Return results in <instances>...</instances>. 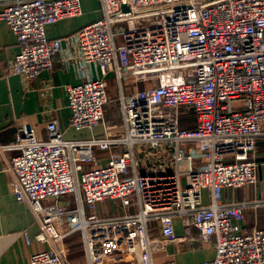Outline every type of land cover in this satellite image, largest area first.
Instances as JSON below:
<instances>
[{
  "label": "built area",
  "instance_id": "2783aa9c",
  "mask_svg": "<svg viewBox=\"0 0 264 264\" xmlns=\"http://www.w3.org/2000/svg\"><path fill=\"white\" fill-rule=\"evenodd\" d=\"M100 3L102 16L64 39L48 38L46 26L80 15L82 0H5L0 10V21L20 45L9 73L32 80L52 69L70 43L76 52L63 60L101 72L66 85L69 124L76 130L102 122L108 102L104 77L110 70L117 75L128 70L135 81L152 84L119 96L123 134L67 139L58 119H51L45 138L26 131L11 143H0V153L17 151L7 167L12 193L38 218L36 240L52 243L26 264H69L58 246L72 233L81 234L89 264L121 250L137 254L139 264H153V252L175 237L174 217L186 229H196L203 243L213 242L214 257L199 264H264V229L243 227L246 209L261 201H223L224 189L257 180L253 153L264 136V0ZM183 108L192 110L193 128L180 127ZM157 117L166 121L163 126L154 124ZM136 145L147 154L173 147V169L161 163L137 172ZM118 146L125 150L96 166L95 150ZM181 146L193 147L204 161L183 169ZM105 199H119L126 207L133 203L137 210L99 218L95 207ZM60 221L67 231L58 230ZM158 226L159 241L152 235Z\"/></svg>",
  "mask_w": 264,
  "mask_h": 264
},
{
  "label": "crops",
  "instance_id": "0c3cea01",
  "mask_svg": "<svg viewBox=\"0 0 264 264\" xmlns=\"http://www.w3.org/2000/svg\"><path fill=\"white\" fill-rule=\"evenodd\" d=\"M90 1H96L97 6L90 9ZM4 3L5 0H0V10ZM101 16L100 0H82L80 15L48 24L46 34L50 39H64ZM19 51L17 36L6 22L0 21V143H11L15 141L17 135L26 131H33L37 138H45L46 124L51 119H58L67 139L103 137L107 133L123 134L124 120L118 101L119 96L152 85L148 82L135 81L128 70H121L119 75L114 69L110 70L104 77L108 102L104 105L102 122L93 129L76 130L69 124L70 109L66 85L78 84L88 76L100 77L99 69L94 65L78 68L75 63L63 60L67 53L76 52V47L70 43V49L64 46L56 56L52 69H43L34 79L29 80L24 76L9 73V67ZM194 125L192 110L187 111L183 108L180 113V127L193 128ZM123 150H125L123 146L114 147L108 152L95 150L99 157L96 166L105 165L113 153ZM134 151L139 161L137 168L139 173L146 172L150 165L158 166L161 163H164L165 169L169 171L173 169L171 164L173 147L163 145L158 149L147 150V154L144 146L136 145ZM179 152L180 167L183 169L196 167L204 161V157L193 147L181 146ZM16 153L14 149L0 153V264H26L33 253L47 249L52 244L36 240L35 236L40 229L38 218L26 203L17 200L12 193L13 176L7 167ZM253 157L258 162L256 182L241 188L223 190V201L227 203L261 201L258 207H248L245 211L243 227L248 231L254 228L264 229V136L258 138ZM203 196L205 203H208L206 191ZM136 210L137 205L133 203L126 207L112 199H105L95 207V213L99 218L108 219L121 217ZM173 225L175 237L165 242L164 249L153 252V264H164L169 260L175 261L176 264H199L214 257L213 242L203 243L198 237V231L194 228L186 229L179 217L173 218ZM57 226L60 232L67 231V225L63 221L57 223ZM152 235L156 236L158 241L162 239L159 226L153 229ZM58 247L65 250L69 264H89L80 233L67 235ZM125 257H119V253L108 255L99 264L140 263L137 254Z\"/></svg>",
  "mask_w": 264,
  "mask_h": 264
},
{
  "label": "rangeland",
  "instance_id": "374dc122",
  "mask_svg": "<svg viewBox=\"0 0 264 264\" xmlns=\"http://www.w3.org/2000/svg\"><path fill=\"white\" fill-rule=\"evenodd\" d=\"M94 6H97L96 1H90V3H89V8L91 9V8L94 7ZM241 104H242V102H241L240 100L235 101V105H236V106H240ZM165 122H166V121H165L163 118H161V117H157L156 120H155V122H154V124L157 125V126H163V125L165 124ZM112 200H116V201L121 202V200H119V199H112ZM116 254H118V253H116ZM132 254H133V253L128 254V252H126V251H124V250L119 251V257H123V256L128 257V256H130V255H132ZM126 257H125V258H126Z\"/></svg>",
  "mask_w": 264,
  "mask_h": 264
},
{
  "label": "water",
  "instance_id": "95a60500",
  "mask_svg": "<svg viewBox=\"0 0 264 264\" xmlns=\"http://www.w3.org/2000/svg\"><path fill=\"white\" fill-rule=\"evenodd\" d=\"M124 9H125V10H128V8H127L126 6H124Z\"/></svg>",
  "mask_w": 264,
  "mask_h": 264
}]
</instances>
